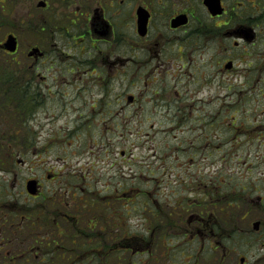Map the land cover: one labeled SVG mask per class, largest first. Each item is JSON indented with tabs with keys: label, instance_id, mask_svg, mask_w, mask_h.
<instances>
[{
	"label": "flooded vegetation",
	"instance_id": "obj_1",
	"mask_svg": "<svg viewBox=\"0 0 264 264\" xmlns=\"http://www.w3.org/2000/svg\"><path fill=\"white\" fill-rule=\"evenodd\" d=\"M18 2L0 0V30L4 28L5 19L6 22L16 21L17 15L10 12L12 8H17ZM30 2L26 26L34 35V41L25 51L26 63L18 60L22 52L19 33L7 30L0 37L1 53L9 55L16 63L28 65L26 76L22 79L27 91V115L21 122L27 124V152L35 154L36 110L44 106L45 97L51 93V87L44 83L48 78L40 72L36 73L35 65H60L65 49L73 48L80 59L64 62V65H83L93 71L96 70L95 65H102L101 74L97 73L96 78L91 73V78L81 79L86 83L83 85L80 82L83 92L93 84L102 82L105 88L112 82L114 75L110 73L112 70L105 68L107 65L122 62V79L127 92H131L134 83L145 77L147 65H176L171 78L180 90H175L178 98L173 103V116H229L230 125L225 124L224 129L232 127L238 134L249 136L248 142L240 145L253 150L249 157L242 160V167L246 164L250 166L247 173H250L251 181L230 185L231 189L212 186L205 191V195L218 197L219 200L191 207L190 223H193L194 231L202 233V239L198 234L196 239L200 240L201 246L207 242L211 250L215 248L210 242L217 243L216 247H223L225 240L209 238L208 230L218 222L226 226L232 215L241 222L253 221V229L246 231L251 242L264 239V168L260 169L264 166V0ZM10 35L15 37V50L7 48ZM238 65L246 67L239 68ZM61 91L65 96L64 90ZM124 95L114 99L96 98L95 103L101 102V114L127 117L137 99L132 93ZM214 100L218 101V106L207 109L206 103ZM1 101L4 100L0 94V108ZM125 106L127 113L119 111L118 115L115 114L114 110ZM14 128L17 134L25 129L20 125ZM238 134L229 140L238 138ZM47 150L51 148H41L38 154ZM57 158V171L55 165L49 164L43 174L29 176L24 191L7 190L4 182H0V264H115L116 260L120 264H131L128 258L134 260L137 253L143 257V249L147 251L145 246L138 248L128 243L132 236L139 240L143 237L127 233V242L125 238L115 239L111 207H107L105 214L96 206H86L83 211L82 206L68 203L67 159L61 155ZM45 162L43 159L42 163ZM86 176L89 175L82 174L83 178ZM29 181L35 183L34 192L28 189ZM213 183L211 179L207 186ZM88 184H80L77 192L90 195L93 201H97L100 191L95 184ZM105 188L107 197L109 185ZM18 193L21 196L24 194L22 200L18 198ZM227 200L230 204L235 202L231 209L235 207L236 212L227 211ZM162 220L160 214V222ZM67 224H73L78 229L69 230ZM143 224L145 227L147 222ZM99 228L106 230L108 235L99 237ZM247 235L242 230L237 234L239 238ZM19 244L23 247L18 250ZM153 251H149L151 255ZM224 258L225 253L219 256V264ZM139 264H147L146 259H140Z\"/></svg>",
	"mask_w": 264,
	"mask_h": 264
},
{
	"label": "rangeland",
	"instance_id": "obj_2",
	"mask_svg": "<svg viewBox=\"0 0 264 264\" xmlns=\"http://www.w3.org/2000/svg\"><path fill=\"white\" fill-rule=\"evenodd\" d=\"M30 1L19 0L16 9L12 8L11 12L9 9L8 13L17 15L16 21L6 22L5 19L4 28L0 30V37L7 30L19 33L22 52L19 53L18 60L24 63L25 51L34 41V35L26 26ZM35 41L37 42L36 38ZM65 50L60 65L34 66L36 73L40 72L48 78L44 83L51 87V93L45 97L44 106L36 110L35 154L27 152L26 123L20 124L25 127L24 131L19 132L22 137L12 140L10 144L5 141L3 144L6 147L0 149V182H4L5 189L24 191L26 179L34 174H43L49 164L55 165L57 171V157L61 155L67 159V185L69 180L76 177L80 180L76 182H82L83 186L95 184L100 191L99 195L108 198L112 209L118 211L110 215L114 218L115 239L125 238L127 233L143 237L139 240L131 235L128 241L138 248H147V251L143 249V257H139L137 253L134 260L128 258L131 264H139L140 259H146L147 264H219V256L223 253L225 258L221 264H263L264 260L261 258H264V239L251 242L250 234L246 233L253 229L252 220L249 223L244 220L241 222L232 215L226 226L218 222L214 228L210 227L209 238L225 240L223 247H216L214 245L217 243L210 242L215 250H211V246L208 249L207 242L201 246L195 235L198 234L201 238L202 233L194 231L193 223H190L192 206L219 200L218 197L206 196L207 189L219 185L231 189L230 185L251 179L250 173H247L250 166L246 164L242 167V160L249 157L253 150L240 145L248 142L249 136L238 134L232 127L225 130L224 125H230L229 116H173V103L178 98L175 90H180L171 78L176 65H147L145 77L135 82L130 88L131 92H127L122 79L124 65L120 61L119 65L105 67L112 70L110 73L114 75L107 87L104 88V83L99 82L83 92L80 82L83 85L85 82L81 79L91 78V73L96 78L97 73L101 74L102 65H95L94 71L83 65H64V62L80 59L73 48ZM0 60V72L9 67L7 71L16 69L17 73L25 76L28 65L16 63L9 55L2 54ZM238 67L245 68L246 65ZM35 77L39 78L38 75ZM125 93L134 94L137 103L131 106L129 113L126 111L127 105L114 111L116 115L119 111H125L127 117L101 114V102L95 103L96 98L114 99ZM218 104L214 100L206 103V106L207 109H214ZM25 112L19 108V114L23 117L27 115ZM12 114L0 116V133L6 134L11 130L5 120L16 122L17 125ZM237 134L238 138L229 140ZM2 139L5 140L3 137ZM46 146L51 150L38 154ZM21 159L22 162H19ZM43 159L46 160L44 164ZM253 167L256 172L255 166ZM263 168L264 166L260 167ZM82 174L89 176L83 178ZM211 179L214 183L207 186ZM107 184L109 195L105 197ZM77 188L80 190L79 186ZM138 189L146 195L137 196ZM111 190L115 192L112 193ZM18 195L22 200L24 194ZM226 198L233 200L234 197ZM127 201L135 202L130 206ZM123 206L125 207L122 208ZM232 211L236 212L235 207ZM157 214H162V222ZM145 222L147 224L144 227ZM66 227L74 229L73 224H67ZM240 230L247 236L239 238L237 234ZM125 241L127 242L126 238ZM21 247L23 246L19 244L18 250ZM150 250H154L152 255ZM154 253L157 255L154 256ZM242 256L245 257L243 262L240 261Z\"/></svg>",
	"mask_w": 264,
	"mask_h": 264
},
{
	"label": "trees",
	"instance_id": "obj_3",
	"mask_svg": "<svg viewBox=\"0 0 264 264\" xmlns=\"http://www.w3.org/2000/svg\"><path fill=\"white\" fill-rule=\"evenodd\" d=\"M3 70L0 72V94H1V99L4 101H1V108H0V116H6L7 113H14L12 114L13 117L16 118L17 121V125H20L22 122V118L23 116L19 114V108H22L24 111H26V100H27V91L25 89V87L23 86V81L22 79L25 78L24 74H20L17 73L16 69H11V71H7ZM1 69V67H0ZM14 111H13V110ZM4 110V111H3ZM14 119V118H13ZM5 120V119H2ZM6 122H8L9 128L11 129L9 132H7L6 134L4 133H0V149L6 147L3 143L5 141H7L9 144L12 142V140H15L17 138H21V135L17 134L16 130H15V123H10L9 120H5ZM7 135L8 137L4 136ZM5 138V140L2 139ZM17 152V149L16 151ZM76 181H80L77 177L72 180V181H68L69 185H67V200L68 203L70 205H80L82 206L85 210L86 206H96L99 207L100 210H102L103 213H107L108 209L107 207H111L112 203L110 202V200L105 199L103 196L99 195V198L97 199V201H93L90 198V195H80L77 191L78 188L77 186H79L80 184H83L82 182H76ZM125 186H123L122 189H124ZM109 190V189H108ZM114 190H118V188H114ZM127 190H130V187H127ZM131 190H134L131 189ZM75 192V193H74ZM79 194H77V193ZM115 192V191H114ZM113 192V193H114ZM138 194L139 195H146L145 193L140 192V190L138 189ZM107 195V191L106 194ZM130 204H134L135 201H127ZM230 201H226L225 204L228 206L227 207V211H232L231 206L236 205L235 202L233 204L229 203ZM147 202H145L146 204ZM125 204V203H123ZM131 206V205H130ZM125 206H123L122 208H124ZM112 208V207H111ZM118 211H116L113 208V213H117ZM112 213V214H113ZM160 215V214H157ZM159 221H160V217H159ZM74 230L78 229L75 225H73ZM85 225L83 226V233L85 232L84 229ZM99 231L101 232V234L99 235V237H106L107 231L106 230H102L99 228ZM85 236V235H83ZM92 235H88L87 237H90ZM116 245V244H115ZM115 264H120L118 263V261H115Z\"/></svg>",
	"mask_w": 264,
	"mask_h": 264
},
{
	"label": "water",
	"instance_id": "obj_4",
	"mask_svg": "<svg viewBox=\"0 0 264 264\" xmlns=\"http://www.w3.org/2000/svg\"><path fill=\"white\" fill-rule=\"evenodd\" d=\"M7 48H9L10 50H15L16 48V41H15V37L10 35L7 41ZM28 189L32 192L35 191V183L34 181H29L28 182Z\"/></svg>",
	"mask_w": 264,
	"mask_h": 264
}]
</instances>
